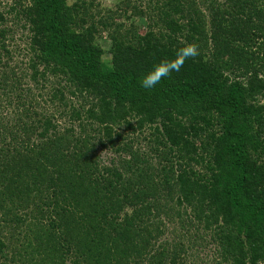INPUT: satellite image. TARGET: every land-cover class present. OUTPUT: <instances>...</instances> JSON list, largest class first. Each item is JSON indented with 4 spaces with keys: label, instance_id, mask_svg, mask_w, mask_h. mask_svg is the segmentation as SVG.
<instances>
[{
    "label": "trees",
    "instance_id": "obj_1",
    "mask_svg": "<svg viewBox=\"0 0 264 264\" xmlns=\"http://www.w3.org/2000/svg\"><path fill=\"white\" fill-rule=\"evenodd\" d=\"M135 2L125 11L145 9L166 33L109 32L111 66L96 38L117 24L85 1L0 7V198L23 213L18 227L30 221L21 253L27 264H196L181 258L185 235L159 243L187 220L220 263L264 264V0ZM185 43L199 56L141 87ZM146 124L142 151L129 135ZM3 230L0 264H18Z\"/></svg>",
    "mask_w": 264,
    "mask_h": 264
},
{
    "label": "rangeland",
    "instance_id": "obj_2",
    "mask_svg": "<svg viewBox=\"0 0 264 264\" xmlns=\"http://www.w3.org/2000/svg\"><path fill=\"white\" fill-rule=\"evenodd\" d=\"M77 1H85L91 13L99 12L103 16L113 18L114 22L117 24V26H114L113 28L109 27L110 29L108 28L102 31L101 34L97 35L96 38V42L104 49L105 53L102 59L104 64L107 66H111L112 63V41L109 37V34L115 29H117V31H119L120 33H127L131 38L134 37L135 39H137L136 37L140 38L144 36L150 30H155L156 32L162 31V33H166L165 30H161L157 27V25L153 27L155 19H153V15L149 13H143L145 12V9L142 8L143 10L140 11L142 12V14H137V10L135 11L134 8H130L127 12L125 11V8L128 4L140 6L141 3L135 2V0H68V4L73 5ZM10 2L11 0H0V7H4L8 3L10 4ZM5 7L7 8L8 6L6 5ZM16 34L17 38H19L20 35L22 36L20 30H18ZM238 49H241L240 45L231 49H226V51ZM260 98L261 103H264V99L262 97ZM135 122L136 121H134V123ZM64 123L65 121L61 120L60 124H63L62 126H64ZM153 131L154 125L150 126L149 124H146L143 129H138L135 132V135L131 134L129 135V137L134 138L135 136V147L138 149H142V151H145L149 148V142ZM99 156L102 161L107 163L111 158V155L104 150L99 153ZM157 160L158 156H154L153 161L157 163ZM198 168L202 169L201 166H198ZM5 204L6 207L9 206L7 203ZM1 205L2 199L0 198V230L4 229V234L8 236L6 238L11 237L10 241L8 242L4 239L5 242L8 245L14 244V246H16V250H19V254L12 251L10 257L14 256L16 260H19L18 264H27L26 262H28V256L24 255L21 252L25 250V234L27 233L28 235V232L30 230V221L29 219H27V221L23 222L18 227L17 223L20 221V217H22L23 213L21 211H5L1 208ZM165 222L169 224L166 219ZM169 225L170 226L168 227L167 234L165 233L159 239V243L168 244L169 248H171L169 243H179L180 241H182L181 237L185 235L186 239L184 240V242L186 244V248L185 250H183L184 253L181 255V258H183V260L190 258L192 260H195L196 264H225L220 263L219 259L216 258L218 256V249L215 245H210L207 243L209 241L208 235L202 227L199 226L196 229L197 225L191 224L187 220L183 224H180V222H175ZM187 231H189V233ZM12 259L14 258H11V260ZM54 262H56V260ZM67 264L72 263L70 262Z\"/></svg>",
    "mask_w": 264,
    "mask_h": 264
},
{
    "label": "clouds",
    "instance_id": "obj_3",
    "mask_svg": "<svg viewBox=\"0 0 264 264\" xmlns=\"http://www.w3.org/2000/svg\"><path fill=\"white\" fill-rule=\"evenodd\" d=\"M199 47L195 43H185L177 48L173 58H164L152 66L141 78V87L151 89L172 72H178L183 67V61L199 56Z\"/></svg>",
    "mask_w": 264,
    "mask_h": 264
}]
</instances>
